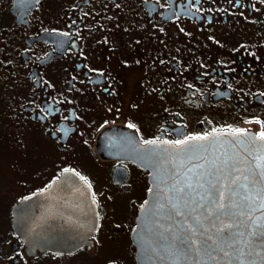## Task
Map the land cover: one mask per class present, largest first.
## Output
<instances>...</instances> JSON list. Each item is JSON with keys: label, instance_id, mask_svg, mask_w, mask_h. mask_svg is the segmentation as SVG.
<instances>
[{"label": "flooded vegetation", "instance_id": "1", "mask_svg": "<svg viewBox=\"0 0 264 264\" xmlns=\"http://www.w3.org/2000/svg\"><path fill=\"white\" fill-rule=\"evenodd\" d=\"M235 130L264 132V0H0V134L30 147L0 180V264H138L151 173L118 143ZM65 171L92 189L94 237L28 254L12 207Z\"/></svg>", "mask_w": 264, "mask_h": 264}, {"label": "water", "instance_id": "2", "mask_svg": "<svg viewBox=\"0 0 264 264\" xmlns=\"http://www.w3.org/2000/svg\"><path fill=\"white\" fill-rule=\"evenodd\" d=\"M126 137L115 152L151 173L132 233L138 264H264V138L219 131L142 145ZM98 224L92 189L72 171L12 207L28 254L72 253Z\"/></svg>", "mask_w": 264, "mask_h": 264}, {"label": "rangeland", "instance_id": "3", "mask_svg": "<svg viewBox=\"0 0 264 264\" xmlns=\"http://www.w3.org/2000/svg\"><path fill=\"white\" fill-rule=\"evenodd\" d=\"M22 144L19 145H12L11 143V150H8L5 147V144L3 143V138L2 135L0 134V180L2 179V177L5 175V172L7 169H10L8 167V163L5 164L7 162V160H14V158H17V153L18 156L20 155V157L24 154H27V151L30 149V147L28 146V144L26 145L25 148H23ZM5 161V162H4ZM16 199H14V197L8 196V197H4L0 200V208H1V202L4 201V206H5V210L9 209V206L12 202H14ZM4 208V207H3Z\"/></svg>", "mask_w": 264, "mask_h": 264}, {"label": "snow or ice", "instance_id": "4", "mask_svg": "<svg viewBox=\"0 0 264 264\" xmlns=\"http://www.w3.org/2000/svg\"><path fill=\"white\" fill-rule=\"evenodd\" d=\"M129 127H134L133 125H129ZM235 131H237V132H240V131H242V130H235ZM260 135H261V137L262 138H264V132H261L260 133ZM189 139H197V140H199V139H205L204 137H190ZM146 143H148V144H154L155 143V141L154 140H149V141H146ZM176 143H187V141H177ZM81 179H83V177H81ZM89 187H90V185H89ZM217 207L218 208H222L223 207V204H221V203H217Z\"/></svg>", "mask_w": 264, "mask_h": 264}]
</instances>
